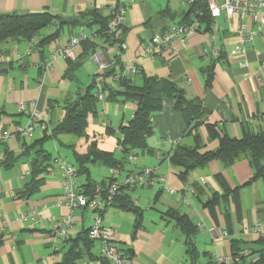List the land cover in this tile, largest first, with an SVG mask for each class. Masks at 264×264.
Listing matches in <instances>:
<instances>
[{"label":"crops","instance_id":"obj_1","mask_svg":"<svg viewBox=\"0 0 264 264\" xmlns=\"http://www.w3.org/2000/svg\"><path fill=\"white\" fill-rule=\"evenodd\" d=\"M183 1L145 0L125 7L119 5V9L125 10V20L116 33L120 43H112L99 37L98 25L82 23L81 14L96 10L102 17H111L110 6L117 4L116 0H0V14L48 13L57 17L45 30L49 34L56 30L60 33L45 46L40 45L44 38L42 32L29 41L10 40L0 45V159H5L6 154L16 159L12 168L0 167V264H55L62 260L68 248L67 239L58 236L55 228L70 211L60 205L61 172L51 166L38 192L28 199L22 198L33 158L32 152L22 155V146L40 140L44 130L49 133L63 118L64 103L78 93L83 94L94 76L112 69L119 72L120 64L123 71L134 65L148 78L176 83L187 99L200 100L207 114L193 129V124L187 126L182 114L175 110L174 101L165 100L161 111L152 117V135L146 141L148 151L135 152L133 160L122 165L118 178L133 169L150 167L157 169L165 179L164 186L126 191L142 212L137 228L136 218L129 212L111 207H100L97 212L85 208L71 213L74 224L69 235L75 237L88 230L96 215H100L102 225L115 231V242L126 255L125 264H190L185 237L165 215L177 212L186 215L196 227L192 242L197 258L193 264H214V256L232 257L235 252L243 254V264L256 260V251L261 248L258 241L264 242V179L250 182L253 170L242 158L227 168L219 161H210L190 171L182 182L178 178L179 169L170 166L168 157L177 146L191 147L195 136L201 145L200 153L215 150L218 138L208 137L207 125L214 126L218 137L226 134L240 139L246 132L264 134V33L246 46L243 56H229L237 38L228 30L223 16L216 19L214 46L218 53L215 57L210 56L206 39L212 22L202 21L200 32L185 41L176 38L167 48L152 43L169 25L182 20L180 16L188 9ZM69 22H75V26L71 27ZM248 27L252 30L254 24L249 23ZM80 32H84L96 48L83 58L74 80L66 77L68 66L62 59H56L46 72L53 45H63ZM84 49L81 45L75 48L70 61L79 62ZM82 72L84 83L78 82L77 75ZM133 78L138 85L141 83L139 75ZM107 83L113 84L111 80ZM18 102H23L29 112L36 115L34 132L26 138L15 133L16 127L29 122V117L18 111ZM97 109V117L91 123L90 119L88 121V135L94 137L101 150L113 152L116 158L122 159L117 143L114 148L105 136L111 135L108 130L117 132L131 120L135 104L102 100ZM102 129L106 135H102ZM67 136L51 141L70 148ZM113 136L117 142V134ZM43 149L53 161L63 158L57 150L56 156H52ZM91 166L94 165H89L88 169L94 182L111 177V169L105 167L107 170L100 172V178L93 179ZM217 176L229 193L211 215L203 204L214 196L224 195ZM33 208L43 210L44 218L38 225L18 220L20 213ZM256 226L260 233L254 231ZM223 231L227 237L222 236ZM92 252L98 254L97 243ZM87 263L98 264L99 261L84 258L75 264Z\"/></svg>","mask_w":264,"mask_h":264},{"label":"trees","instance_id":"obj_2","mask_svg":"<svg viewBox=\"0 0 264 264\" xmlns=\"http://www.w3.org/2000/svg\"><path fill=\"white\" fill-rule=\"evenodd\" d=\"M191 13H195V18L199 22L203 21L207 24L212 22L205 4L199 1L180 16L182 20L179 23L188 21ZM56 20L57 17L48 13L0 14V45L10 40L17 42L29 41ZM81 21L87 26L98 25L99 30L97 34L106 42L120 43V39L116 38L118 31H115L113 34H108L107 32L110 16L102 17V15L94 10L81 14ZM69 24L71 27L75 26V22H69ZM59 34V31L56 30L54 33L45 36L41 39L40 45L51 44L59 37ZM80 45L84 46L85 51L79 62L74 63L70 59L65 60L68 66L66 77L70 80H74V74L81 66L83 58L94 52L96 48V45L89 40L81 42ZM120 67L119 72L112 69L103 75L94 76L83 94L78 93L70 101L64 103L62 107L64 116L49 133L44 130L45 132L40 140L30 145L23 144L22 155L25 156L28 152H32L33 158L30 163L29 181L24 185V192L21 194L22 198L28 199L38 192L39 187L43 183L44 174L52 166L53 160L49 153L43 149L44 143L57 139L61 135H74L76 137L86 135L89 119L96 118L98 114V95H102L103 100L109 103H134L135 110L131 120L126 125L120 126L117 132L108 130V133L111 135L117 134L116 145L122 159L116 158L113 152L101 150L96 141H92L83 154L76 152L73 146L70 145L73 158L72 165L76 168L77 174L82 180L81 183L85 188L86 195H93L97 186L104 187L107 182L114 181L110 177L99 183L94 182L90 177L89 165H101L108 169H122V165L127 161L129 154L148 151L146 141L152 135V117L161 111L165 100L171 99L174 101L175 110L182 114L187 126L193 124V129H196L200 125L201 119L207 114L201 101L198 99H187L184 91L176 83L167 79L148 78L141 74L138 69V73L135 75L140 76L141 83L138 85L134 82L133 77L123 76V66L120 64ZM108 80H111L113 84H108ZM94 90H96L95 93ZM207 129L210 139L218 138V147L215 150L200 153L201 145L198 137L195 136L191 147L177 146L168 157L170 166L179 169L178 178L182 182L186 181V177L190 171L204 167L210 161H219L224 168H227L242 158L248 161L253 170L250 182L264 179V134L246 132L242 138L235 139L226 134L218 137L214 126L207 125ZM15 162L16 159L12 154H6L5 159H0V167L9 169L13 167ZM217 179L224 188V195L221 197L214 196L203 204L211 215H214L215 206L222 202V200H225V197L229 193L221 178L217 176ZM126 191L122 189L109 207L133 214L136 218L135 227L137 228L141 223L142 212L134 205L133 201L126 194ZM236 191L237 189L233 193ZM165 215L173 221L174 225L185 237L186 253L189 263L193 264L197 258V252L192 242L196 227L186 215H181L177 212H167ZM67 244L68 248L62 260L55 264H75L84 258H88L90 261H100L101 264H107L101 260L98 254H93L92 250L96 246V242L88 237V230L79 233L75 237L70 236L67 239ZM258 244L261 245V248L256 251L257 258L250 264H264V242L259 240ZM238 255L239 252H235L232 254V257ZM243 259L244 257L241 256L240 261Z\"/></svg>","mask_w":264,"mask_h":264},{"label":"built area","instance_id":"obj_3","mask_svg":"<svg viewBox=\"0 0 264 264\" xmlns=\"http://www.w3.org/2000/svg\"><path fill=\"white\" fill-rule=\"evenodd\" d=\"M202 1L207 10L212 25L207 34V44L211 57L217 55L215 48L214 31L217 29L216 19L223 16L228 22V30L233 32L237 38V44L229 53V56H243L246 53V46L251 44L254 39L261 33H264V0H184L183 6L190 8L197 2ZM145 0H116L117 4L110 6L111 17L107 26L108 34H113L122 25L125 20L124 9H119L122 4L127 6L129 3H144ZM123 7V8H124ZM199 14V13H198ZM254 24V29H249L248 24ZM201 22L195 18V13H191L188 21L169 25L162 33L152 39V43L160 44L163 48L170 46L172 40L179 38L183 41L194 34L200 32ZM87 40L84 32H80L76 36L69 38L65 44L53 45L48 60L45 66V71H50L52 63L56 59H70L75 48L79 47L81 42ZM124 48V45H122ZM138 73V68L134 65L128 66L123 71L125 77H133ZM264 84V79L262 81ZM98 100L102 101V95H98ZM18 111L29 117V122L23 127H16L15 133L22 138H26L34 132L35 114L30 113L23 102H18ZM44 129V127H42ZM1 138V137H0ZM133 154H129L127 161L133 160ZM52 168L61 172L60 187L62 192V201L60 205L66 207L70 211V215L63 218L55 228V233L64 239L69 238L74 220L71 213L79 209H91L99 211L101 208H108L113 199L120 193L122 189H147L157 185L164 186L165 179L160 176L157 169L143 167L141 169H133L118 178L121 169H111L112 182H107L104 187L97 186L93 195H86L76 168L63 160L56 158L52 163ZM117 177V178H116ZM192 192V191H191ZM43 210L33 208L26 212L20 213L18 220L32 222L33 225H38L43 220ZM254 231L260 233L259 226L254 228ZM223 237H227V233L223 231ZM88 237L98 244V256L107 264H125V255L119 249L115 242V231L111 227L102 225L100 215H96L92 225L88 228ZM240 253L236 257H224L216 255L213 258L214 264H242ZM38 264H45L44 262ZM93 264V263H87ZM98 264H101L99 261Z\"/></svg>","mask_w":264,"mask_h":264},{"label":"rangeland","instance_id":"obj_4","mask_svg":"<svg viewBox=\"0 0 264 264\" xmlns=\"http://www.w3.org/2000/svg\"><path fill=\"white\" fill-rule=\"evenodd\" d=\"M42 36H46L49 33L46 30L42 31ZM78 79L80 83H84V72H82L81 74L79 73L78 75ZM92 119H90V123H91ZM93 122V121H92ZM98 133V132H97ZM102 135H106L105 131L102 129ZM101 133L99 132V134L101 135ZM98 135V134H97ZM97 135L95 137H97ZM64 136V135H63ZM66 138H69L68 140L70 141V145L73 146V149H75L77 152H86L88 145L94 141V137L88 135V130H86V135L82 136V137H76L74 135H68ZM105 140L109 141V144L112 143L113 147L115 148V143H116V137L113 135H106L105 136ZM98 143L101 145V141L97 140ZM106 145V144H105ZM43 147L48 150L52 156H56V150L59 152L60 157H63V160L69 164L73 163L72 160V154H71V149L70 148H65V147H61L59 146V144L56 142H52L51 140L46 141L43 145ZM91 171H92V178L95 180H98L100 178V172L107 170L105 167H101L99 165H94L91 166ZM80 181H82L80 179Z\"/></svg>","mask_w":264,"mask_h":264}]
</instances>
